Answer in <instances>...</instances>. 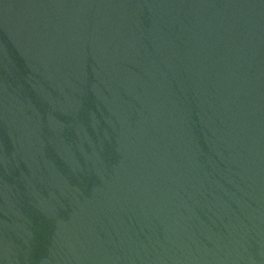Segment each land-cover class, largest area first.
Listing matches in <instances>:
<instances>
[{"label":"water","instance_id":"95a60500","mask_svg":"<svg viewBox=\"0 0 264 264\" xmlns=\"http://www.w3.org/2000/svg\"><path fill=\"white\" fill-rule=\"evenodd\" d=\"M0 264H264V0H0Z\"/></svg>","mask_w":264,"mask_h":264}]
</instances>
